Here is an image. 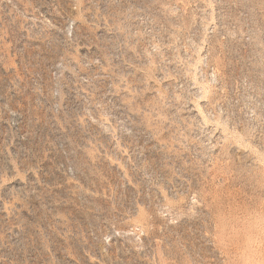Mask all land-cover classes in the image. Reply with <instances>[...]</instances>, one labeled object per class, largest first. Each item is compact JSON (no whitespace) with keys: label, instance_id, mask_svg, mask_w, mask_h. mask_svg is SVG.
I'll use <instances>...</instances> for the list:
<instances>
[{"label":"rangeland","instance_id":"1","mask_svg":"<svg viewBox=\"0 0 264 264\" xmlns=\"http://www.w3.org/2000/svg\"><path fill=\"white\" fill-rule=\"evenodd\" d=\"M0 264H264V0H0Z\"/></svg>","mask_w":264,"mask_h":264}]
</instances>
